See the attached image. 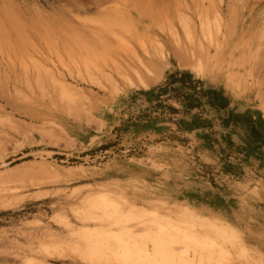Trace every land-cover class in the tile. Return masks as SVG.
<instances>
[{
    "label": "rangeland",
    "instance_id": "rangeland-1",
    "mask_svg": "<svg viewBox=\"0 0 264 264\" xmlns=\"http://www.w3.org/2000/svg\"><path fill=\"white\" fill-rule=\"evenodd\" d=\"M197 241L264 264V0H0V264Z\"/></svg>",
    "mask_w": 264,
    "mask_h": 264
},
{
    "label": "bare ground",
    "instance_id": "bare-ground-1",
    "mask_svg": "<svg viewBox=\"0 0 264 264\" xmlns=\"http://www.w3.org/2000/svg\"><path fill=\"white\" fill-rule=\"evenodd\" d=\"M99 202L101 205L103 206H107V201L104 197H101L99 199ZM112 208V207H111ZM116 209V208H115ZM119 209V208H118ZM114 210V209H113ZM107 212V211H106ZM109 212V211H108ZM171 229V228H170ZM169 230V227L167 226V224L165 225H159V230H158V234L156 237H160L163 233L167 232ZM170 231V230H169ZM173 231V230H172ZM223 232H219V234L217 235V237L219 239H222L225 242H229V243H234V240L232 237L223 234ZM155 237V238H156ZM184 240L186 241H192L190 238H184ZM233 240V241H232ZM117 244L121 247V249L123 250L122 254L120 255V257L123 258H127L129 259V262L133 261V255L129 252V249L127 248V243L124 240L121 239H116ZM156 244V241L154 242V245ZM192 244V243H191ZM194 245V249L193 252L197 253V255L199 256L202 253H207L208 251H210L213 248H218V252L215 254V256H207L206 258H204V260L206 259L208 263H213V264H226V257L229 254V251H227V248L216 245L213 242H209V241H197L193 243ZM134 250H135V257L139 260H142V262H144L145 264H158L157 260L155 257L150 256L149 254H147V251H143L139 245H134ZM156 249V248H155ZM154 249V250H155ZM157 250V249H156ZM155 250V251H156ZM158 251V250H157ZM159 252V251H158ZM185 253V252H184ZM209 253V252H208ZM159 254V253H158ZM114 255V254H113ZM180 256V255H178ZM117 257V256H116ZM134 257V258H135ZM162 258V257H161ZM182 258V257H179ZM120 259V258H119ZM136 259V260H137ZM163 259V258H162ZM128 261V260H127ZM127 261H125L127 263ZM128 262V263H129ZM141 262V263H142ZM136 263V262H135ZM134 263V264H135ZM163 264V263H162ZM198 264V263H197ZM242 264V263H241ZM244 264V263H243Z\"/></svg>",
    "mask_w": 264,
    "mask_h": 264
}]
</instances>
